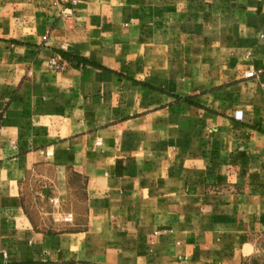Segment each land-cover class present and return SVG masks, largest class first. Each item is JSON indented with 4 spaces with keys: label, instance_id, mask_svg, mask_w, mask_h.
I'll return each instance as SVG.
<instances>
[{
    "label": "crops",
    "instance_id": "1",
    "mask_svg": "<svg viewBox=\"0 0 264 264\" xmlns=\"http://www.w3.org/2000/svg\"><path fill=\"white\" fill-rule=\"evenodd\" d=\"M53 1L0 0V264H264V0Z\"/></svg>",
    "mask_w": 264,
    "mask_h": 264
},
{
    "label": "built area",
    "instance_id": "2",
    "mask_svg": "<svg viewBox=\"0 0 264 264\" xmlns=\"http://www.w3.org/2000/svg\"><path fill=\"white\" fill-rule=\"evenodd\" d=\"M76 0H54L53 4L54 5H59L62 7L60 14L61 15H67L69 14L67 11L69 8L75 4ZM49 67L52 69H62L65 66V63L62 61L60 56H53L49 59ZM244 76L246 78L254 76V70L249 69L247 72H245ZM235 118L236 119H241V112H235ZM96 144H100V141H96Z\"/></svg>",
    "mask_w": 264,
    "mask_h": 264
}]
</instances>
